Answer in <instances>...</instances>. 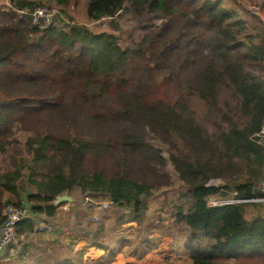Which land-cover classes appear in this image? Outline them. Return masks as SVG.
Returning a JSON list of instances; mask_svg holds the SVG:
<instances>
[{"label": "trees", "instance_id": "16d2710c", "mask_svg": "<svg viewBox=\"0 0 264 264\" xmlns=\"http://www.w3.org/2000/svg\"><path fill=\"white\" fill-rule=\"evenodd\" d=\"M44 1L0 4V91L5 78L22 86L17 95L0 92V153L19 142L21 131L29 154L20 167L0 173V202L8 191L19 200H7L6 206L53 216L56 197L78 187L107 194L128 209L122 222L141 223L149 198L180 180L185 184L169 203L175 222L189 232L188 264L264 259V204L208 203L210 196L235 190L241 198L254 197L264 176V29L251 26L240 8L225 7L223 0H87L91 21L113 20L127 10L186 23L177 30L169 21L125 47L115 34L94 33L77 23L55 25L56 17L42 29L31 13ZM48 1L65 7L76 0ZM195 24L210 35L186 33V26ZM193 54L205 57L195 71L188 67ZM158 69L168 70L161 80ZM194 98L207 105L203 116L192 109ZM69 107L75 114L66 113ZM58 112L65 130L57 131L43 117L35 127L26 123L30 115L54 118ZM106 157L116 160L110 172L99 164ZM25 165L35 189L27 198L21 187ZM215 179L224 183L211 184ZM248 206H254L252 218ZM36 230L34 219L18 226L19 234ZM102 230L97 226L92 238ZM29 255L32 264L73 263L35 251L27 258L8 253L10 259L0 264H31Z\"/></svg>", "mask_w": 264, "mask_h": 264}, {"label": "rangeland", "instance_id": "374dc122", "mask_svg": "<svg viewBox=\"0 0 264 264\" xmlns=\"http://www.w3.org/2000/svg\"><path fill=\"white\" fill-rule=\"evenodd\" d=\"M223 2L225 7L240 8L238 11L241 17L249 20L251 26L264 29V0H223ZM0 4L9 5L10 0H0ZM43 5H48L52 11H55V25L77 23L88 27L94 33L115 34L125 47L135 46L146 34L159 30L169 21L176 22L173 25L177 30L185 28L186 25L183 19L173 18L170 20L163 14L152 13L136 16L127 10L118 12L113 20L103 18L91 21L86 12L87 0H76L65 7L56 6L52 1L46 0L41 6ZM201 29L203 26L200 24H195L192 27L187 25L186 33L191 36L196 33H201L202 36L210 35L207 28ZM34 35L33 37H35ZM201 55H192L195 57V61L188 64L189 70H198L205 63L202 60L205 57L202 58ZM24 68L20 67V71H25ZM248 68L250 67L248 66ZM167 72L168 70L158 69V79L161 80V75ZM5 81L0 91L2 95L20 93L22 89L20 82L9 78H5ZM191 104L192 109L200 116L207 112L205 102L200 100L199 104L198 100L194 98L191 100ZM75 111L69 107L66 113L75 114ZM55 115L58 117L47 118L48 113L30 115L26 123L29 127H35L40 122L37 119L43 117L47 121L51 120L50 122L54 123L57 131L65 130L62 114L58 112ZM102 133L104 132L102 131ZM17 137L19 142H15L17 141L15 139L6 153H0V173L20 167L22 158H27L29 155L24 142V134L19 131ZM115 163V158L106 157L99 164L110 172L115 169ZM21 170L24 172V178L21 181L22 192L27 198L33 187L27 182V165L22 166ZM223 183L224 181L221 179L211 182L214 185ZM184 184L183 181L176 180L172 185L161 188L153 194L149 198L148 209L143 214L141 223L122 222L130 216L131 212L113 203L107 194L82 192L80 188L76 187L70 191L71 195L76 197L75 202L62 203L57 207L56 214L53 216H41L42 218L36 226L39 229L29 235L27 232L24 233L22 238L14 243L16 244L14 247L8 248V252L12 249L15 257L19 256V253H24L25 258L29 252L55 253L62 260L73 262L69 264H107L110 262L116 264H188L186 244L189 232L185 229L184 224L175 222L173 207L169 203L176 199L178 190ZM7 200L15 202L19 200V196L4 191L0 202L2 209H5ZM253 208L254 206H248V218H252ZM255 208L257 209V207ZM99 225H103V230L97 238H92L93 231ZM85 235L88 236V240L83 237ZM92 240L103 242L109 248L98 247L94 243L90 244ZM26 247H28L27 250ZM110 249L116 251L111 253ZM28 258L32 264L33 258L30 255ZM223 264H264V259L261 257L241 258L223 262Z\"/></svg>", "mask_w": 264, "mask_h": 264}, {"label": "built area", "instance_id": "2783aa9c", "mask_svg": "<svg viewBox=\"0 0 264 264\" xmlns=\"http://www.w3.org/2000/svg\"><path fill=\"white\" fill-rule=\"evenodd\" d=\"M32 22L35 25H40L43 29L52 25L55 17V11L48 5H43L31 13ZM261 143L264 145V128L261 132ZM257 194L250 198H241L238 196V191H233L229 195H215L208 197L210 205L238 204V203H263L264 204V176L256 183ZM54 204L61 206L55 200ZM5 220L0 226V260L10 259L8 256V248L13 243L19 241L23 234L18 233V226L21 222L27 219L36 220V226L42 218L41 215L32 213L27 206L16 207L14 205L6 206L4 210ZM36 229H39L36 227ZM12 255L14 252L11 249Z\"/></svg>", "mask_w": 264, "mask_h": 264}, {"label": "water", "instance_id": "95a60500", "mask_svg": "<svg viewBox=\"0 0 264 264\" xmlns=\"http://www.w3.org/2000/svg\"><path fill=\"white\" fill-rule=\"evenodd\" d=\"M56 201L58 204L68 203V202L72 203L76 201V197L72 196L70 190L67 189L56 197Z\"/></svg>", "mask_w": 264, "mask_h": 264}, {"label": "crops", "instance_id": "0c3cea01", "mask_svg": "<svg viewBox=\"0 0 264 264\" xmlns=\"http://www.w3.org/2000/svg\"><path fill=\"white\" fill-rule=\"evenodd\" d=\"M2 216H3V209L2 210H0V224H1V221H2ZM10 255L12 254L11 253V250H10V252H8ZM14 255V254H13ZM107 264H116V263H107Z\"/></svg>", "mask_w": 264, "mask_h": 264}, {"label": "bare ground", "instance_id": "6f19581e", "mask_svg": "<svg viewBox=\"0 0 264 264\" xmlns=\"http://www.w3.org/2000/svg\"><path fill=\"white\" fill-rule=\"evenodd\" d=\"M12 245H14V244H12ZM16 245V244H15ZM9 250V249H8ZM15 251V250H14ZM12 255V254H11Z\"/></svg>", "mask_w": 264, "mask_h": 264}]
</instances>
